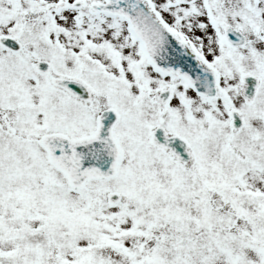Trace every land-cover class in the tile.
<instances>
[{
    "label": "snow or ice",
    "instance_id": "1",
    "mask_svg": "<svg viewBox=\"0 0 264 264\" xmlns=\"http://www.w3.org/2000/svg\"><path fill=\"white\" fill-rule=\"evenodd\" d=\"M0 264H264V0H0Z\"/></svg>",
    "mask_w": 264,
    "mask_h": 264
}]
</instances>
